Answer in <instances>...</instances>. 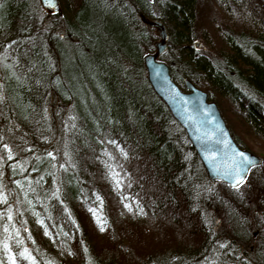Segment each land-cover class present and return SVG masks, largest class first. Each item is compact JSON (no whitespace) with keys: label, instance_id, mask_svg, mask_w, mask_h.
<instances>
[{"label":"trees","instance_id":"16d2710c","mask_svg":"<svg viewBox=\"0 0 264 264\" xmlns=\"http://www.w3.org/2000/svg\"><path fill=\"white\" fill-rule=\"evenodd\" d=\"M211 2L245 28L204 20L203 0H0V264H264V220L236 194L253 173L264 189V159L210 184L143 66L158 36L140 15L166 28L172 80L204 90L240 148L227 114L264 139V0Z\"/></svg>","mask_w":264,"mask_h":264},{"label":"water","instance_id":"95a60500","mask_svg":"<svg viewBox=\"0 0 264 264\" xmlns=\"http://www.w3.org/2000/svg\"><path fill=\"white\" fill-rule=\"evenodd\" d=\"M39 3L49 15H60L58 0H39ZM140 20L148 28H154L159 38L154 42V52L143 56L146 79L152 91L183 129L208 182L212 185L222 182L237 188L247 179L252 168L262 164V158L236 144L218 107L208 100L205 91L187 79L184 80L185 90H182L172 80L168 65L160 60L167 47L168 35L164 25L143 15Z\"/></svg>","mask_w":264,"mask_h":264},{"label":"rangeland","instance_id":"374dc122","mask_svg":"<svg viewBox=\"0 0 264 264\" xmlns=\"http://www.w3.org/2000/svg\"><path fill=\"white\" fill-rule=\"evenodd\" d=\"M201 6H204L203 10L201 12V14H203V12H204V14H203V15H205L204 16V20H209L210 21V19L208 18L207 15H209V16L211 14H216L217 15L218 18H217V21L215 23L216 24L215 26L220 27L221 26V22H226L227 23V21H231L232 24H233V21H234V23H237L239 28H242V29L245 28V26L243 25V23H241L242 21L239 18V16L241 17V12L233 11V10H235L234 8H233V10L230 11V13L227 12L225 14V15H229V17H232V18L228 19V17H226L219 10V8L216 7L213 4V2H211V0H203V3H202ZM211 6L212 7H216V9L214 10ZM256 8L259 9L258 7H254L255 10H256ZM211 9H213L214 11H212ZM95 10H96L94 12L95 14L97 12H99V9L96 8ZM250 10H251L250 14H253L252 12H254V10H252V9H250ZM101 12H102L103 15L109 16L107 14V10L106 9H103V11H101ZM246 13H249V12H246ZM256 13H258V11ZM112 22H113V25L116 24V23H114L115 20H113ZM201 26H203V29H204V27L206 25L204 26V25L201 24V25L197 26L196 32L198 34V37L192 43L193 44L197 43V48H196L197 52H204V54L211 55L212 51L205 44V42L201 38V35L199 34ZM123 29L125 31V28H123ZM153 30L156 33L154 28H153ZM158 39L159 38H157V40ZM157 40H155V41H157ZM214 43L216 44V46H215L216 48L217 47L218 48H224V46H221V44H220V42L218 40H214ZM215 52H217V51L213 50V53H215ZM217 102L222 106L223 111L225 113H227V111L230 109V107L227 105V102L225 100H222V101L220 100L219 101V99H217ZM227 116L228 117H226V118H227L228 123L230 124V126L232 128L233 134L239 139V141H241L244 144V146L250 152H252L253 154L261 157L262 159H264V143H262V141L264 139H261V138H259L257 136L250 135L248 128L245 125H243V123H240L236 119L234 121L233 120L234 116H232V118L228 114H227ZM255 174L257 175L258 173L251 174L250 181L244 183V186L241 187L240 190H237V193H236L243 202H247L248 203V200L251 197V204H247V207H246L245 204L244 205H245L246 208H251V211H250L251 214L250 215H251V224L252 225H255L258 221L264 220V189L262 187H260V186H262L260 184V182H259L261 180V177L260 176L256 177ZM260 175H262L264 177L263 173H260ZM258 187L262 188L263 190L258 188ZM256 238H257L256 236H253V240H254L253 241V245H255L258 242L256 240Z\"/></svg>","mask_w":264,"mask_h":264},{"label":"flooded vegetation","instance_id":"af4514ba","mask_svg":"<svg viewBox=\"0 0 264 264\" xmlns=\"http://www.w3.org/2000/svg\"><path fill=\"white\" fill-rule=\"evenodd\" d=\"M194 47H195V50H197L196 48H197V43H194Z\"/></svg>","mask_w":264,"mask_h":264},{"label":"snow or ice","instance_id":"6c2138e0","mask_svg":"<svg viewBox=\"0 0 264 264\" xmlns=\"http://www.w3.org/2000/svg\"><path fill=\"white\" fill-rule=\"evenodd\" d=\"M242 155V154H241ZM240 183V181H237V184H239ZM126 207H127V205H126ZM102 231H103V228L101 229Z\"/></svg>","mask_w":264,"mask_h":264},{"label":"bare ground","instance_id":"6f19581e","mask_svg":"<svg viewBox=\"0 0 264 264\" xmlns=\"http://www.w3.org/2000/svg\"><path fill=\"white\" fill-rule=\"evenodd\" d=\"M165 27V26H164ZM166 29V28H165Z\"/></svg>","mask_w":264,"mask_h":264}]
</instances>
